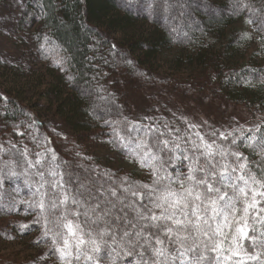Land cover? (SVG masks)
Here are the masks:
<instances>
[{"label": "trees", "instance_id": "trees-1", "mask_svg": "<svg viewBox=\"0 0 264 264\" xmlns=\"http://www.w3.org/2000/svg\"><path fill=\"white\" fill-rule=\"evenodd\" d=\"M24 18L39 25L34 37L40 54L57 62L48 94L55 95L56 113L69 135L55 131L53 122L42 121L35 106L24 105L22 91L14 95L12 88L0 89L3 149L27 148L34 160L35 152L56 143L57 162H70L82 180L87 179L85 168H95L93 176L104 171L117 181L126 177L149 184L153 177L148 167L149 176L143 177L100 165L86 151L85 135L109 127L114 139L113 127L119 126L113 122L125 117L168 121L182 135L199 130L209 142L213 131L248 128L238 127L231 117L225 126L203 120L198 106L213 100L245 108L264 126V0H25ZM239 22L253 28L259 44L243 59L250 39L236 25ZM146 25L150 30L141 32ZM169 56L177 67L186 62L192 73L184 78L158 70L155 62ZM192 105L200 122L188 112ZM189 124L197 128L190 130ZM23 141L28 145L20 144ZM240 151L250 160L264 157L259 146L255 157L250 149ZM0 156L4 169L12 157L2 151ZM25 167L19 159L15 171L23 173ZM28 178L38 179L29 170L0 183V264H29L25 256L2 252L6 246L21 245L25 235L33 236V247H41L51 264H63L52 252L51 238L44 236L43 222L35 223L38 213L22 203L31 199ZM25 224L30 227L22 228Z\"/></svg>", "mask_w": 264, "mask_h": 264}, {"label": "snow or ice", "instance_id": "snow-or-ice-1", "mask_svg": "<svg viewBox=\"0 0 264 264\" xmlns=\"http://www.w3.org/2000/svg\"><path fill=\"white\" fill-rule=\"evenodd\" d=\"M113 123L109 143L148 167L151 183L93 176L95 168L84 169L85 181L54 149L33 160L27 148L0 145L12 157L0 183L29 170L38 177L26 180L31 199L22 203L63 264H264V157L240 151L264 149V126L213 131L209 142L152 117Z\"/></svg>", "mask_w": 264, "mask_h": 264}, {"label": "rangeland", "instance_id": "rangeland-1", "mask_svg": "<svg viewBox=\"0 0 264 264\" xmlns=\"http://www.w3.org/2000/svg\"><path fill=\"white\" fill-rule=\"evenodd\" d=\"M24 13L25 0H0V89L7 91L8 88H12L14 95H18L19 91H22L23 93L20 95L25 100L23 104L32 108L35 106L34 110L37 111V115L42 121L53 122L54 130L67 136L69 130L61 123V119L56 113L55 95H51L50 92V95L48 94L49 86L52 83L51 76L56 70L57 62L53 57L47 60L40 54L38 41L34 37L35 29L39 25L26 20ZM236 25L244 29V33L250 39L242 59L248 58L259 47L256 35L250 25L243 22ZM149 30L150 27L146 25L141 29V32H148ZM119 38H122V36H119ZM258 56L256 55V58ZM177 63L173 56H169L168 60L165 57L156 61L155 66L161 72L184 78L192 73L191 67L186 62L182 63L181 67H177ZM198 104H200V101ZM195 107L192 105L188 112L192 113L196 121L200 122L199 112ZM198 109L202 113L203 120L219 126H225L227 119L230 117L237 120L238 127L253 128L260 123L259 118L253 119L245 108L225 104L222 100L210 101L204 107L198 106ZM111 134L109 127H105L103 130L100 128L97 133H88V136L84 134L83 142L88 147L86 149L88 154L97 158L99 164L105 168L134 173L143 177L149 176L148 168L142 167L139 160H134L125 151H120L112 143H109L112 140ZM20 144L28 145L24 141ZM52 145L53 148L54 146L57 148L56 143H52ZM57 149L59 152V148ZM43 151L44 148L37 152ZM25 236L24 240H21V245L6 246V249L2 252L6 254L18 253L17 257L19 258L25 256L26 262L29 264H51L49 257L41 247H33L31 243L33 236Z\"/></svg>", "mask_w": 264, "mask_h": 264}]
</instances>
